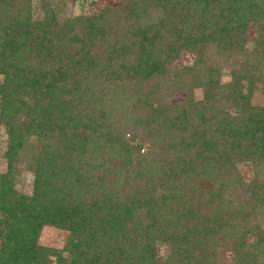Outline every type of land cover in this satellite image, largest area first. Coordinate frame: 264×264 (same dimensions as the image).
Wrapping results in <instances>:
<instances>
[{
	"label": "trees",
	"instance_id": "1",
	"mask_svg": "<svg viewBox=\"0 0 264 264\" xmlns=\"http://www.w3.org/2000/svg\"><path fill=\"white\" fill-rule=\"evenodd\" d=\"M37 1L0 0V264H264V0Z\"/></svg>",
	"mask_w": 264,
	"mask_h": 264
},
{
	"label": "rangeland",
	"instance_id": "2",
	"mask_svg": "<svg viewBox=\"0 0 264 264\" xmlns=\"http://www.w3.org/2000/svg\"><path fill=\"white\" fill-rule=\"evenodd\" d=\"M121 0H66V4L64 7V16H76V15H90L96 13L100 8L105 5H113L118 4ZM38 4L37 0H33V6L36 7ZM192 58L190 56H186L181 60L177 61L178 64H191ZM220 80L222 83H226L229 80L228 76V69H225L221 74ZM1 81V77H0ZM182 99L181 94H176L172 99L173 103H179ZM194 99L199 101L201 99V94L198 90L194 91ZM250 103L254 106H261L264 104V96L261 95L259 90H255L252 92ZM6 144V137L4 134V130L0 126V173L5 170V162L1 158V153L4 152V146ZM27 156H21L19 162L14 165L16 169V187L19 191L24 194L30 193V185L32 181L31 173L26 169V162ZM262 179L264 180V168H263V175ZM262 228L264 229V221L262 222ZM66 233L60 230H55L51 228L43 229L39 244L55 248L61 249L65 243ZM230 254L223 253V263L229 264L230 263Z\"/></svg>",
	"mask_w": 264,
	"mask_h": 264
}]
</instances>
